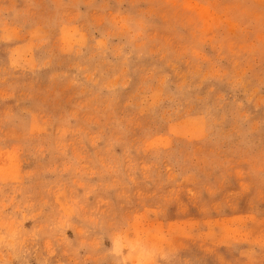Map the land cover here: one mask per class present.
I'll use <instances>...</instances> for the list:
<instances>
[{"label": "rangeland", "instance_id": "374dc122", "mask_svg": "<svg viewBox=\"0 0 264 264\" xmlns=\"http://www.w3.org/2000/svg\"><path fill=\"white\" fill-rule=\"evenodd\" d=\"M0 264H264V0H0Z\"/></svg>", "mask_w": 264, "mask_h": 264}]
</instances>
